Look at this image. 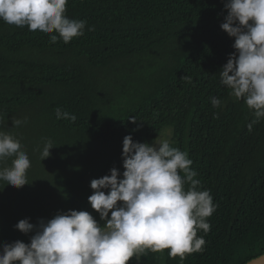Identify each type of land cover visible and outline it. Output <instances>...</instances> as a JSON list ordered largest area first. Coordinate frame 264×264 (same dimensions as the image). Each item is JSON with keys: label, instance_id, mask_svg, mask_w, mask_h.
I'll use <instances>...</instances> for the list:
<instances>
[{"label": "trees", "instance_id": "trees-1", "mask_svg": "<svg viewBox=\"0 0 264 264\" xmlns=\"http://www.w3.org/2000/svg\"><path fill=\"white\" fill-rule=\"evenodd\" d=\"M225 3L68 0L65 15L86 27L67 44L59 37L51 43L56 33L0 20V131L18 139L31 162L22 188L0 181L1 250L30 244L33 197L43 189L55 194L58 214L87 211L103 226L88 203L90 183L113 168L122 178L123 139L131 135L148 144L162 137L187 152L199 190H209L217 205L207 218L210 231L197 232L206 241L202 252L181 259L146 250L141 264H245L264 253V118L249 132L253 111L221 84L220 71L236 51L235 38L221 28ZM56 108L76 120H58ZM13 120L26 122L14 127ZM48 140L53 148L42 160ZM22 219L33 232L16 229Z\"/></svg>", "mask_w": 264, "mask_h": 264}, {"label": "clouds", "instance_id": "clouds-1", "mask_svg": "<svg viewBox=\"0 0 264 264\" xmlns=\"http://www.w3.org/2000/svg\"><path fill=\"white\" fill-rule=\"evenodd\" d=\"M68 0H0V20L9 25L27 27L52 34L65 44L82 36L86 21L70 20L66 15ZM227 16L221 28L235 38L227 63L220 71L221 84L230 95L243 99L255 119L264 118V0H226ZM91 30V29H90ZM186 78V77H185ZM213 107L221 100L212 97ZM56 118L74 122L76 116L60 108ZM218 118V117H217ZM26 121L13 120L14 127ZM136 123L135 118H131ZM53 148L48 140L41 152L42 160ZM11 165L0 167V181L14 188L28 184L31 162L22 145L10 133L0 131V162L12 158ZM123 174L113 168L110 175L93 179V194L88 203L104 225L100 226L87 211L71 210L39 222L30 244L16 241L3 246L0 264H128L146 250L163 252L170 257L202 252L206 241L198 230L210 231L207 222L217 208L209 190H199L197 172L188 153L171 146L167 140L153 144L134 142L131 135L123 139ZM183 173V176L180 173ZM190 187L185 190V185ZM107 190V194L105 192ZM109 213L111 216L109 218ZM28 234L35 226L28 219L16 224ZM247 264H264V253Z\"/></svg>", "mask_w": 264, "mask_h": 264}, {"label": "flooded vegetation", "instance_id": "flooded-vegetation-1", "mask_svg": "<svg viewBox=\"0 0 264 264\" xmlns=\"http://www.w3.org/2000/svg\"><path fill=\"white\" fill-rule=\"evenodd\" d=\"M50 191L49 189H43L41 191V193H46ZM52 192V191H51ZM52 199L54 200V204L52 205H47L44 206L43 204L41 205V202L38 205V208L36 209V217H35V221H36V228L38 230L39 228V222L40 221H44L45 223L47 221H49L50 219H52L55 215L58 214V202H56V200L54 199L55 194L52 192ZM0 253H2V250L0 249Z\"/></svg>", "mask_w": 264, "mask_h": 264}, {"label": "rangeland", "instance_id": "rangeland-1", "mask_svg": "<svg viewBox=\"0 0 264 264\" xmlns=\"http://www.w3.org/2000/svg\"><path fill=\"white\" fill-rule=\"evenodd\" d=\"M150 65L153 66V64H150ZM126 69H130V71H133L132 70L133 68H126ZM52 197H53L52 192L48 191L45 194L41 193L39 197L38 196L33 197V199H35V203L37 204V206L39 205L40 202H41V205L43 204L44 206H47V205L50 206V205L54 204V200L52 199ZM30 200L32 201V199H30ZM262 248H263V246L254 250V252L257 253ZM242 253L247 254L246 251L245 252L243 251Z\"/></svg>", "mask_w": 264, "mask_h": 264}, {"label": "water", "instance_id": "water-1", "mask_svg": "<svg viewBox=\"0 0 264 264\" xmlns=\"http://www.w3.org/2000/svg\"><path fill=\"white\" fill-rule=\"evenodd\" d=\"M162 139V137H159L155 142H156V147L158 148L159 147V140H161ZM134 263L135 264H141V255L139 256V255H137V256H135L134 257ZM245 264H247V263H245Z\"/></svg>", "mask_w": 264, "mask_h": 264}, {"label": "bare ground", "instance_id": "bare-ground-1", "mask_svg": "<svg viewBox=\"0 0 264 264\" xmlns=\"http://www.w3.org/2000/svg\"><path fill=\"white\" fill-rule=\"evenodd\" d=\"M164 138V137H163ZM164 140V139H163Z\"/></svg>", "mask_w": 264, "mask_h": 264}]
</instances>
